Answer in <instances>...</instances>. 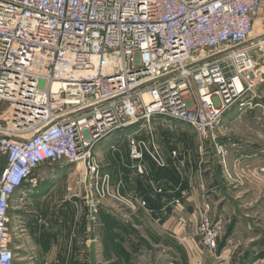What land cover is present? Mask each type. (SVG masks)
<instances>
[{"label": "built area", "instance_id": "2783aa9c", "mask_svg": "<svg viewBox=\"0 0 264 264\" xmlns=\"http://www.w3.org/2000/svg\"><path fill=\"white\" fill-rule=\"evenodd\" d=\"M263 6L264 0H0V264L15 259L7 237L10 201L39 167L81 165L99 199L137 212L146 201L122 194V181L100 174L95 145L131 130L127 154L144 174L145 160L167 165L154 119L216 142L230 108H252L264 84V40L251 38ZM172 203L181 206L180 199ZM211 209L200 202L196 229L214 254L221 225Z\"/></svg>", "mask_w": 264, "mask_h": 264}, {"label": "crops", "instance_id": "0c3cea01", "mask_svg": "<svg viewBox=\"0 0 264 264\" xmlns=\"http://www.w3.org/2000/svg\"><path fill=\"white\" fill-rule=\"evenodd\" d=\"M256 21L264 22V6L258 11L254 24ZM238 125L241 124L233 122L223 127L221 121L218 139L216 142L212 143L213 145H219L222 140L221 138H225L224 141L228 143V146L225 147L224 156L226 155L228 159L231 158L232 162L234 160L239 161L240 164H243L242 168H246L254 161L264 159V146L262 145L259 147L255 145V142L251 143L247 137H245L246 141L243 140L244 145L243 143L239 145L236 144V139L223 135L225 134V130L232 129ZM214 146L216 147V145ZM214 150L215 149L212 147V151ZM166 154L167 153L164 152V158L167 163L164 168H157L151 161L145 160L144 166L146 172L144 174H139L136 171L128 154H125L126 157L121 156L120 160H118L116 175L112 176L113 184L119 180L122 181V194L144 199L147 203L145 209L139 208L135 213L131 211V223H129V226L132 224L135 229L144 227L145 233L147 234H145L144 237H140L141 240L139 243L134 241L136 237L133 235L126 237L122 235L124 237L122 238V236L119 235V230H114L113 233L106 234V237L104 233L108 221L102 218V220L99 221L100 226L99 224L98 226L94 225L93 231L96 241V257L98 264H123L118 258L119 254L116 255V246L121 249L122 252H120L123 254L126 264H213L217 263L219 259L222 260V258L229 260L234 250H236L240 242L243 241L245 236H243V233H239L240 228L237 227V225H239L240 222H246L245 218L240 217L238 211L243 210L242 212L248 215L244 212L248 209L245 207L246 210L243 209V206L246 205L242 204L247 201L245 197L246 193H243L245 190L231 191L232 188L227 182L235 183L236 180L230 178L232 181H229L230 179L225 177L221 168H217V172H214V180L212 181L213 185L211 188L203 187L202 182L204 181V175L201 174L200 167L195 169L196 174L194 176V182L193 179V183H191V181L187 182L183 166L180 165L178 158H172L170 153ZM60 168L62 169L63 167ZM59 173L60 171H56L54 175L48 176L44 173L36 174L34 172L31 181L24 183L22 187L16 191L15 198L13 196L10 201L9 205L16 203L15 207L17 208L12 209L16 212L14 219L17 225V235L15 237L17 241L14 245H11L14 254L17 255L19 251L29 253L25 250V243L27 242L20 239L21 235L26 234V229L21 226L23 223L20 219L21 212H19L20 210L18 208L24 203L25 195H30L35 199H39L31 203V209H36V212L32 211L33 213L30 217L31 221L28 226V232L33 234L31 239L28 238L30 239V253L38 259L35 258V260L32 259L22 264H84L85 262L79 261L78 258L83 255L86 257V264H89L88 246L90 241H88L89 239L84 240V246L78 242V239L73 233L74 229L71 219L67 221L65 218L55 217L53 221H46L50 223V225L47 224V228H45V220H43L41 224L39 222L42 217L39 212L43 209H47L48 206V203L45 202L46 197L60 186ZM47 178H50V184L52 181L54 184L48 187L49 183H47ZM233 183L231 185H233ZM158 188L162 189L161 193L156 192ZM233 192L235 194H233ZM174 199L181 200V206L179 208L175 207L172 203ZM204 199L210 203L212 211L215 210L217 212V217L214 214V219L216 221L219 220L223 228L220 230L218 246L214 254L210 253L201 245V237L197 234L196 229V212L199 209L200 202ZM232 199L236 200L235 204L232 203ZM257 203L255 207H253L254 210L264 207L263 204H260L261 202H259V204ZM118 204L121 206L120 203ZM55 205L56 209L60 208L58 209L60 214H62L63 211L64 215L66 214L67 208L71 207V205L66 202ZM122 207L125 206L122 205ZM99 211L111 215L114 220H116L117 217V220L122 226L128 225L127 221L123 220L121 215L117 214V210L115 213L101 206ZM89 224L90 220L88 221V233L90 234ZM226 225L230 226L228 232L225 229ZM254 232L256 231H253V233ZM222 234L226 235H224L225 238H222ZM253 240L254 237L248 239V241ZM133 241L135 242L134 244H132ZM261 251L252 254L243 264H264V255H258ZM185 254L187 257H185ZM219 264H228V261Z\"/></svg>", "mask_w": 264, "mask_h": 264}, {"label": "rangeland", "instance_id": "374dc122", "mask_svg": "<svg viewBox=\"0 0 264 264\" xmlns=\"http://www.w3.org/2000/svg\"><path fill=\"white\" fill-rule=\"evenodd\" d=\"M263 31H264V22L262 23L256 21L253 27L251 38L253 37L254 39L264 40ZM258 54L260 57L264 55V46H262V48L258 50ZM261 59H264V56H262ZM6 107L7 104L5 103L2 105L1 108L5 109ZM242 108L243 107H241L240 103L238 102L222 118L223 127L226 124L230 125L233 122L236 124H241L236 127H233L232 129L225 130V134L223 135H225L226 137H231L233 139H236L237 141L236 144L239 145H242V143L244 145V141H246L245 137H247L249 138V141L251 143L255 142V145H258L259 147L262 145L264 146V84L257 86L255 90V96L252 100V108H248V107L245 109ZM152 122L154 123L153 127H154L155 135L156 137H158L159 144L162 146L161 147L163 148L162 150H164L163 152L167 154L170 153L172 158H174L172 156V152L173 151L177 152L176 158H178L180 165L183 166V170L187 182L189 181H191V183L194 182L195 180L194 176L196 174L195 169L200 167L201 174L204 175V181L202 182L203 187L211 188L213 185L212 181L214 180L213 174L214 172L215 173L217 172L216 171L218 170L217 168H221L226 178L229 179L233 178L234 180H236L235 183L232 182L233 185H231L232 183L227 182V184L230 185V187L232 188L231 191L245 190L243 193H246L245 197L247 201H245L242 204L246 205L243 206V209L245 208L248 209L247 211H244L248 215H245L242 212L243 210L238 211L240 213V217L245 218L246 222L245 223L240 222L239 225H237V227L240 228L239 233H243V236L245 237L243 241L240 242V245L236 248V250H234L229 260L222 258V260L219 259L217 263H213V264L225 263V261L226 262L228 261V264H243V262L247 260V258L250 257L255 252L261 250L264 251V207H261V209H256V210L253 209V207H255V204L257 202H258L257 204L261 202L260 204L261 205L263 204L264 206V159L260 161L259 160L254 161L248 167L242 168L243 164H240L239 161L234 160L233 161L234 164H233L231 158L228 159L226 158V155L224 156L226 150L225 147L228 146V143L224 141L225 138H221L222 140L219 143L221 148L218 149L217 147L214 146L215 144L213 145L212 143L213 141L211 140L201 141L193 129L181 123L164 118L163 119L156 118ZM169 125L172 126V129L169 128ZM130 131L131 130H127V132L126 131L116 132L108 136L101 142H99L97 145H95V147L93 148V153L97 156L99 162L100 174L106 172V174H109L111 177L116 175V167H117V163L119 162L118 160H120L121 156L126 157L125 154H127L125 139ZM112 147H114V150ZM212 147L213 149H215L214 151H212ZM60 167L63 168L61 169ZM56 171H60V173L58 174L60 186L57 190H55L49 196L46 197L45 202L48 203L47 209H43L42 211L39 210L40 212L38 211L39 213H41L42 216L39 222L41 224L42 221L45 220V228L48 227L47 224L50 225V223H47L46 221L47 220L53 221L55 217L57 218L61 217L62 219L65 218L67 221L71 219L74 229L73 233L78 239V242H80L81 245L84 246V240L89 239L88 221L91 218V208L95 207L94 225L98 226L99 221L102 220V218H105L108 221V224L106 225V231L104 233L106 237H107L106 234H110L111 232L113 233L114 230H119V235L121 236L124 235V237L133 235L134 237L137 238V240L135 238L134 241L139 243L141 240L140 237L141 236L144 237L145 234H147L145 233L144 227L140 229H135L132 226V224H130L131 226H129V223H131V218H130L131 211L125 207H122V204L120 206L115 200L111 198L99 199L98 194L95 191L94 183L93 185L89 184L88 182L89 178L84 179L83 169L81 165L77 167L75 165H66V163L55 164V165H44L36 169L34 172L36 174L44 173L50 176V175H54ZM229 181L232 180L230 179ZM47 183H49L48 187L54 184L53 181L50 184V178H47ZM233 194L235 193L233 192ZM15 196L16 193L14 195V198ZM35 200L38 201L39 199H35L30 195L28 196L25 195L24 203L18 208L20 210L19 212H21L20 219L23 224L25 223L24 226L21 223L22 224L21 226L26 229V234L21 235L20 239H22V241L25 240V242H27L25 243L26 244L25 250H27L29 253H30V245H29L30 239L32 238L33 234L28 232L29 231L28 226H29V222L31 221L30 217L31 214L33 213L32 211L36 212V209L35 210L31 209L32 208L31 203L32 201ZM65 202L69 203L71 207L67 208L66 214L64 215L63 211L62 214H60V211L58 210L60 208L56 209L55 204L58 203L63 204ZM232 203L235 204L236 200L232 199ZM15 205L16 203L9 205L10 217L7 225L8 226L7 237L10 246L14 245L15 242L17 241L15 238L17 235V231H16L17 225H16V220L14 219L16 212L12 210L13 208H16ZM101 206L105 207V209L106 208L110 209L115 213L117 210L118 212L117 214L121 215L122 219L126 220L128 225L122 226L121 223L117 220V217H116L117 220L116 221L112 219L111 215L99 211V208ZM211 213H212L211 216L213 221L218 222L219 220L216 221L214 219L215 218L214 214L217 217V212L215 210L212 211L211 209ZM229 227H230L229 225L225 226L227 232L229 231ZM222 229L223 228L221 225V230ZM253 231L256 232L253 233ZM254 234H259V235H254ZM224 235L225 234H222V238H225ZM124 237L122 236V238ZM253 237H254L253 241H248L249 238H253ZM134 241L132 244L135 243ZM120 251L121 249L118 248V246H116V255L119 254L118 258L123 262V264H126L124 256L121 253L122 251L121 252ZM263 251H261L258 255L263 256L264 255ZM29 253L21 252V251L17 252V255H15V259H14V264L26 263L32 259L35 260V258H37L34 257L32 253L30 254ZM185 257H187L186 254ZM78 258L79 261L83 263L85 262L84 264H86V257L84 255Z\"/></svg>", "mask_w": 264, "mask_h": 264}, {"label": "water", "instance_id": "95a60500", "mask_svg": "<svg viewBox=\"0 0 264 264\" xmlns=\"http://www.w3.org/2000/svg\"><path fill=\"white\" fill-rule=\"evenodd\" d=\"M92 211V210H91ZM89 246H88V261L89 264H98L97 263V250H96V241H95V236H94V223L90 221L89 224Z\"/></svg>", "mask_w": 264, "mask_h": 264}]
</instances>
